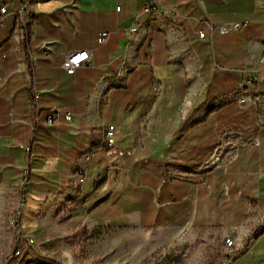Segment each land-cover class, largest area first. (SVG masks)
<instances>
[{"label":"crops","instance_id":"1","mask_svg":"<svg viewBox=\"0 0 264 264\" xmlns=\"http://www.w3.org/2000/svg\"><path fill=\"white\" fill-rule=\"evenodd\" d=\"M146 1L0 0V183L24 184L30 218L75 189L69 219L214 229L222 251L204 264H264V0H158L136 16ZM72 50L91 64L69 74Z\"/></svg>","mask_w":264,"mask_h":264},{"label":"rangeland","instance_id":"2","mask_svg":"<svg viewBox=\"0 0 264 264\" xmlns=\"http://www.w3.org/2000/svg\"><path fill=\"white\" fill-rule=\"evenodd\" d=\"M23 179H25L23 177ZM25 192L0 183V264H56L43 231L59 241V264H204L222 251L214 229L188 228L181 233L118 226H92L69 219L82 196L75 189L40 201L36 217L23 210ZM35 222L36 228L20 224Z\"/></svg>","mask_w":264,"mask_h":264},{"label":"built area","instance_id":"3","mask_svg":"<svg viewBox=\"0 0 264 264\" xmlns=\"http://www.w3.org/2000/svg\"><path fill=\"white\" fill-rule=\"evenodd\" d=\"M157 5H158V0H147L145 3L142 4V6L139 8L138 13L136 16L140 15V14H152V13H156L157 12ZM26 5L22 4L16 11V14L18 16H23L24 12L26 10ZM6 11L5 6H0V14H4ZM238 25H230L228 27H222V31L226 32L229 30H232L233 28H238ZM125 35L129 36L131 35L133 32L136 31V27L135 26H131L129 28L123 29ZM107 32H99L97 35V42L100 44H103L107 38ZM198 36L202 37L203 34L200 32L198 33ZM43 48L46 49V55H48V53L50 52V49L47 45H43ZM91 64V52L87 51V50H72L69 52H66L65 54H63V60L61 62V68L64 69L67 73L71 74L74 72V70L76 68L82 67V66H89ZM37 94L34 93L33 95V99H36ZM61 115V112L59 110V108L57 107H53L49 110V113L46 117V122L48 125H52L55 122H57V120L59 119ZM64 118L67 120H70L71 115L67 112L63 114ZM113 129L114 126L112 124L108 125L106 127V129L104 130V141H110V144L113 143L114 140V133H113ZM28 151L29 148H25V152L26 153V160L29 159V155H28ZM28 175V171H27V161H26V169L24 170L23 173V177L26 178V176ZM79 182H82V179H79ZM24 188V184L22 183V186L20 187L21 190H23ZM224 243L226 246H230L232 245V240L230 238H224Z\"/></svg>","mask_w":264,"mask_h":264},{"label":"trees","instance_id":"4","mask_svg":"<svg viewBox=\"0 0 264 264\" xmlns=\"http://www.w3.org/2000/svg\"><path fill=\"white\" fill-rule=\"evenodd\" d=\"M58 121V120H57ZM185 123V122H184ZM185 126V124H184ZM183 127V123L182 125H180V128ZM28 176V175H27ZM26 176V177H27ZM25 183V182H24ZM258 233V230H253L250 235L251 236H256ZM43 234H45V236H47V242H40V238L39 236H37V234L35 235V238H36V242L38 245L40 246H45L47 245L49 250H51L53 252V254L55 255V259H56V264H59L57 262V259H58V256H59V241L54 238V235L52 232L50 231H43Z\"/></svg>","mask_w":264,"mask_h":264},{"label":"bare ground","instance_id":"5","mask_svg":"<svg viewBox=\"0 0 264 264\" xmlns=\"http://www.w3.org/2000/svg\"><path fill=\"white\" fill-rule=\"evenodd\" d=\"M107 144H110V141H106Z\"/></svg>","mask_w":264,"mask_h":264}]
</instances>
